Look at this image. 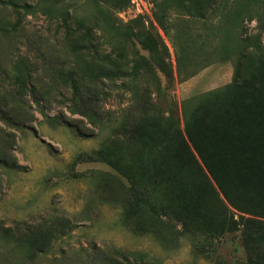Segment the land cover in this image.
Returning <instances> with one entry per match:
<instances>
[{
  "label": "rangeland",
  "instance_id": "rangeland-1",
  "mask_svg": "<svg viewBox=\"0 0 264 264\" xmlns=\"http://www.w3.org/2000/svg\"><path fill=\"white\" fill-rule=\"evenodd\" d=\"M11 1L36 2L0 0V264H243L239 226L193 241L139 206L122 223L123 206L134 202L121 173L130 146L111 130L122 121L182 123L184 100L235 77L261 81L264 35L249 18L264 2L238 16L232 0H166L161 26V0H44L65 7L63 26ZM258 34L261 52L244 50L240 40ZM21 59L31 78L17 84ZM71 70L125 74L97 79L105 94L89 104L94 124L68 110Z\"/></svg>",
  "mask_w": 264,
  "mask_h": 264
},
{
  "label": "trees",
  "instance_id": "trees-1",
  "mask_svg": "<svg viewBox=\"0 0 264 264\" xmlns=\"http://www.w3.org/2000/svg\"><path fill=\"white\" fill-rule=\"evenodd\" d=\"M165 1L161 0L159 13L154 15L161 26ZM263 2L232 0L238 16L250 14L251 6L260 7ZM9 5L29 15L39 13L49 20L60 19L63 26L68 18L65 7L44 0H36L33 5L11 1ZM257 13H253L255 17L250 14L249 20H255L259 34L264 35V11ZM101 15L108 24L109 17ZM259 34L240 40L244 50L261 52ZM156 45L152 35H147L146 48L151 50ZM176 58L181 65L182 57ZM14 70L17 84L29 82L31 65L21 59ZM124 76L120 71L96 76L69 71V112L92 124L98 122L89 109L90 103L105 94L97 79L115 81ZM251 77L243 82L235 77L223 88L184 100L182 123L167 117L146 122L138 129L128 127L125 121L112 128L111 133L130 146L129 157L120 170L134 202L123 206V224H129L134 208L139 206L154 219L166 217L179 224L181 234L193 241L218 237L239 226L246 254L243 264H264V78L260 81L254 75ZM30 94L36 100L32 88Z\"/></svg>",
  "mask_w": 264,
  "mask_h": 264
}]
</instances>
